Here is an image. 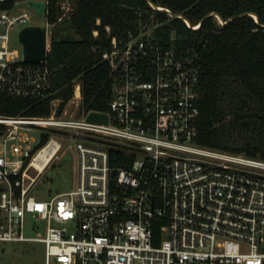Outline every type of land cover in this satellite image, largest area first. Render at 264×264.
Here are the masks:
<instances>
[{"label":"built area","instance_id":"built-area-1","mask_svg":"<svg viewBox=\"0 0 264 264\" xmlns=\"http://www.w3.org/2000/svg\"><path fill=\"white\" fill-rule=\"evenodd\" d=\"M71 11L63 0L54 24L45 11L46 59L29 63L12 34L33 24L30 14L0 10V99L51 94L47 56ZM164 24L140 23L112 38L103 53L113 83L108 112L68 119L55 99L49 116L0 115V245L43 242L45 264H264V159L197 142L199 54L166 40ZM91 112L107 114L108 123L88 122ZM32 128L72 138L75 189L36 197L37 179L27 181L25 166L39 145Z\"/></svg>","mask_w":264,"mask_h":264},{"label":"trees","instance_id":"trees-1","mask_svg":"<svg viewBox=\"0 0 264 264\" xmlns=\"http://www.w3.org/2000/svg\"><path fill=\"white\" fill-rule=\"evenodd\" d=\"M18 1L2 0L0 10H13ZM45 1L47 21L57 23L63 0ZM70 1L69 23L56 25L47 56L53 70L51 94L39 100L3 97L0 115L49 116L55 99H60L57 114L61 115L74 96L78 79L82 86L80 112H108L113 83L103 53L113 37L138 30L140 23L154 25L161 21L165 24L159 34L166 40L174 37L177 45L199 54L201 113L197 142L264 159V0ZM151 3L170 8L188 19L191 26ZM212 13H218L226 23L221 25ZM50 133L41 137L32 154L48 143Z\"/></svg>","mask_w":264,"mask_h":264},{"label":"rangeland","instance_id":"rangeland-1","mask_svg":"<svg viewBox=\"0 0 264 264\" xmlns=\"http://www.w3.org/2000/svg\"><path fill=\"white\" fill-rule=\"evenodd\" d=\"M70 5H73L72 1H70ZM23 11H27L30 14V22L33 24H44V22H46L45 17H40L36 14L34 8L29 5L28 0L18 1L13 9L14 14H20ZM22 27L24 26H16L12 34L13 46L21 51L22 47L18 39V34ZM77 83H80L79 79L76 80V84ZM75 95L76 88L74 96L68 102L62 114V116L68 119H79L83 115V112H80L82 100L77 99ZM29 133L35 138V145H38L41 141V131L32 128ZM65 133L66 132L58 129L50 133L48 143L52 141V139H55L62 143L63 147L57 152L56 156L53 157L48 165L45 166L42 172L33 166L31 167L33 158H31L28 164L27 169L30 177H27V181H31L34 178L37 179L34 192L38 199L46 200L52 194L70 191L77 187L79 179V155L73 146L72 138ZM30 234L34 233L31 232ZM0 264H45V243L40 241H23L1 244ZM51 264L59 263L53 259Z\"/></svg>","mask_w":264,"mask_h":264},{"label":"water","instance_id":"water-1","mask_svg":"<svg viewBox=\"0 0 264 264\" xmlns=\"http://www.w3.org/2000/svg\"><path fill=\"white\" fill-rule=\"evenodd\" d=\"M28 3L34 8L38 16H45L47 6L45 0H28ZM151 4L156 8L158 7L154 3ZM212 15H215L216 17L218 16L221 19L218 13H212ZM172 16L176 18H183L186 21H189L182 15H177L173 12ZM68 23L69 20L64 22L65 25ZM46 33L47 26L45 24H29L19 30L18 39L22 47V55L25 62L40 63L46 59ZM87 121L91 123L107 124L109 121V116L105 113L91 112L87 118Z\"/></svg>","mask_w":264,"mask_h":264},{"label":"bare ground","instance_id":"bare-ground-1","mask_svg":"<svg viewBox=\"0 0 264 264\" xmlns=\"http://www.w3.org/2000/svg\"><path fill=\"white\" fill-rule=\"evenodd\" d=\"M59 142L57 140L52 139L48 144L43 146L41 149H39L36 154L34 155L32 161H31V167L37 168L40 172H42L45 168V166L48 165V163L53 159L55 154L58 152ZM27 176L28 175L27 172Z\"/></svg>","mask_w":264,"mask_h":264},{"label":"flooded vegetation","instance_id":"flooded-vegetation-1","mask_svg":"<svg viewBox=\"0 0 264 264\" xmlns=\"http://www.w3.org/2000/svg\"><path fill=\"white\" fill-rule=\"evenodd\" d=\"M61 33H64V32H61Z\"/></svg>","mask_w":264,"mask_h":264}]
</instances>
